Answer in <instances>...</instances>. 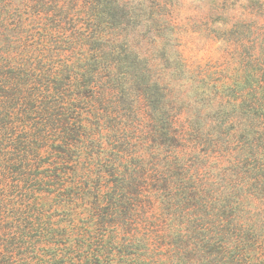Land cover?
<instances>
[{
	"label": "trees",
	"instance_id": "trees-1",
	"mask_svg": "<svg viewBox=\"0 0 264 264\" xmlns=\"http://www.w3.org/2000/svg\"><path fill=\"white\" fill-rule=\"evenodd\" d=\"M173 6L0 0V264H264V20L191 68Z\"/></svg>",
	"mask_w": 264,
	"mask_h": 264
},
{
	"label": "rangeland",
	"instance_id": "rangeland-1",
	"mask_svg": "<svg viewBox=\"0 0 264 264\" xmlns=\"http://www.w3.org/2000/svg\"><path fill=\"white\" fill-rule=\"evenodd\" d=\"M169 1L174 4L170 14L174 39L187 64L191 68L212 65L217 70L231 71L232 50L219 34L226 27L216 11L217 2L221 0ZM230 3L236 5V9L241 5H254L264 20V0H230Z\"/></svg>",
	"mask_w": 264,
	"mask_h": 264
}]
</instances>
